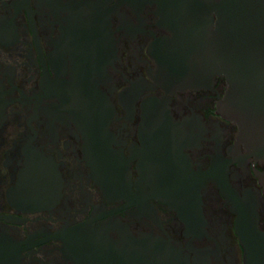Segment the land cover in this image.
Wrapping results in <instances>:
<instances>
[{
    "label": "flooded vegetation",
    "instance_id": "obj_1",
    "mask_svg": "<svg viewBox=\"0 0 264 264\" xmlns=\"http://www.w3.org/2000/svg\"><path fill=\"white\" fill-rule=\"evenodd\" d=\"M198 1L0 0V264H245L264 155L226 76L167 79L196 73Z\"/></svg>",
    "mask_w": 264,
    "mask_h": 264
},
{
    "label": "water",
    "instance_id": "obj_2",
    "mask_svg": "<svg viewBox=\"0 0 264 264\" xmlns=\"http://www.w3.org/2000/svg\"><path fill=\"white\" fill-rule=\"evenodd\" d=\"M195 6L189 18L179 12L177 20L193 22L198 31L189 65L196 73L170 71L168 82L199 86L208 77L226 76L229 88L219 112L238 124L239 138L252 153L264 155V0H199ZM171 59L170 69H179L180 60ZM259 176L264 185V173ZM232 205L245 264H264L258 197L248 192Z\"/></svg>",
    "mask_w": 264,
    "mask_h": 264
}]
</instances>
